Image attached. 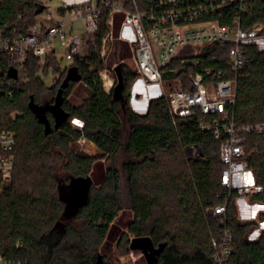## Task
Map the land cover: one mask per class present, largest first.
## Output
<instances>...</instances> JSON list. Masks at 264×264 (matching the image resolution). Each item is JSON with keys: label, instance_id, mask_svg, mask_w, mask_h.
Listing matches in <instances>:
<instances>
[{"label": "trees", "instance_id": "1", "mask_svg": "<svg viewBox=\"0 0 264 264\" xmlns=\"http://www.w3.org/2000/svg\"><path fill=\"white\" fill-rule=\"evenodd\" d=\"M117 1L134 8L132 0L102 1L95 44L89 43L83 60H72L62 68L55 53L44 58L30 53L24 66L29 80L10 83L17 77L12 74L15 67L8 53H0V127L13 131L16 138L15 167L0 195V258L8 264H114L106 260V252H100L104 239L109 244L118 240L122 249L142 252L132 248V239L148 237L157 251L153 264H217L212 236L220 238L222 225L208 210L229 198L227 224L234 243L226 264H264V229L256 239L249 238L259 221H264V210L258 218L242 221L239 217L237 192L221 184L225 166L221 141L201 127L208 117L196 111L177 116L174 122L163 96L152 98L144 114L134 111L132 88L139 74L130 64L132 46L115 41L110 61L101 56ZM135 1L140 9H149L151 0ZM45 9L38 0H0V36L26 33ZM235 11V7H226L212 18L226 25ZM121 19L115 15L116 32ZM244 25L260 28L264 36V0L252 1ZM223 51L217 45L198 50L188 47L184 52L193 54L184 70H169L185 57L179 56L163 68V78L166 83L179 79L183 88H190L188 73L217 72L224 66L214 56ZM245 52L247 63L237 80L235 116L239 124H256L264 122V48L248 44ZM106 63L122 65L124 85L117 95L115 87L109 95L104 90L100 72ZM52 66L58 77L48 86L42 74H48ZM71 68L80 79L70 80L62 89L61 107L68 118L55 127V116L48 110L53 129L46 134L30 106L31 98L39 105L54 104ZM80 82L88 87V96L74 105L69 97ZM73 119L81 120L83 126L75 125ZM81 138L93 142L100 156L75 151L72 143ZM191 146L200 148L201 156L187 155ZM121 150L130 155L123 163L129 183L128 206L121 194L120 171L108 162ZM245 160L252 180L263 186L249 199L264 204V132L246 135ZM88 174L94 180L89 201L65 218L61 187L66 188L72 176ZM140 259L147 264L143 255Z\"/></svg>", "mask_w": 264, "mask_h": 264}, {"label": "built area", "instance_id": "2", "mask_svg": "<svg viewBox=\"0 0 264 264\" xmlns=\"http://www.w3.org/2000/svg\"><path fill=\"white\" fill-rule=\"evenodd\" d=\"M103 0H85L59 11L62 19L49 24L38 23L26 33L16 37L0 36V53H8L17 70L18 80L27 82L29 77L24 71L28 55L44 58L55 53L56 39L66 44L65 57L69 60H83L89 43L95 44L99 19L103 11ZM253 0H151L149 9H140L135 0L134 8H128L123 1L112 6L108 20L111 30L102 41L101 56L107 62L115 41L132 46L134 69L146 84L159 86L157 96H163L173 121L177 116H189L196 111L208 117L201 123L202 129L212 131L221 141L220 154L225 164L221 173V184L235 190L237 199L246 202L251 196L261 192L263 186L252 180L246 157V135L251 132L263 133L264 122L239 124L235 116L237 80L241 68L247 63L245 47L257 44L264 48V36L258 27H246L244 17ZM106 4H109L107 1ZM226 7L236 11L229 24L223 25L212 18ZM72 13L67 17V11ZM122 16L118 32L115 30V15ZM67 18V19H66ZM81 19L83 32L73 33L75 22ZM217 45L224 51L215 55L224 66L213 73L210 69L188 73L190 88H183L182 81L175 79L166 83L163 78L164 67L182 57L178 67L169 70H184L193 52H184L191 47ZM121 62H125L124 59ZM109 65L100 72L105 92L111 94L118 78L115 67ZM196 64V63H194ZM137 79V80H138ZM136 80V81H137ZM135 81V83H136ZM134 83V84H135ZM149 108V107H148ZM82 127L83 122L73 119ZM80 121V122H78ZM16 138L13 131L0 127V194L2 185L12 176L15 167L14 147ZM189 153L201 156L197 146H191ZM247 177L249 180H244ZM229 198L209 208L208 212L219 219L222 225L220 238L212 236L214 259L217 264H226L233 251L234 234L228 226ZM0 264H8L0 258Z\"/></svg>", "mask_w": 264, "mask_h": 264}, {"label": "rangeland", "instance_id": "3", "mask_svg": "<svg viewBox=\"0 0 264 264\" xmlns=\"http://www.w3.org/2000/svg\"><path fill=\"white\" fill-rule=\"evenodd\" d=\"M38 1L43 3V5L46 6V9L38 14L37 23L39 25H41V24L47 25L51 21L56 22V21L62 19V16L59 13V9L64 5V3L74 2V1H78V0H38ZM70 13H72V12L70 10H68L67 11V17L69 16ZM77 21H79L77 26L80 25V30L82 31V28H81L82 27V20L78 19ZM54 44L56 47L55 55L57 56L61 67L64 68L66 66L71 65L72 60H69L65 57L66 48H67L66 44L62 43L61 40H59V39H56L54 41ZM111 57H112V55H111ZM111 57L109 56V59H108L109 61H110ZM130 64L133 65L134 64L133 61H130ZM42 75H43L44 81L46 82V84L48 86H52L58 77V74L54 73L53 66L50 68L48 74H42ZM135 84L133 85V88H132L133 97L139 98V96L144 95V92L138 94L139 88H137L138 86L135 87ZM147 91H148V89H147ZM146 94H147L146 96L149 98L150 97L149 93L146 92ZM87 96H88V87L86 86V84H83L80 82V83L76 84V86L72 90L71 95L69 97V101L74 105H78V104L82 103V101L84 99H86ZM49 97H51V95ZM141 114H144V113H141ZM78 122H80V121H78ZM72 147L74 148L75 151H83V152H86V153L93 155V156H100V151L97 149L96 145L93 142L87 140L86 138H81L77 142L72 143ZM189 148H187V150H186L187 155H189L191 157H199V156H195V155L190 154ZM129 157H130V155L125 150H121L119 153H117L115 156L110 158L108 161L109 163H112L120 171L121 194H122L123 200L125 201V204L127 206L129 204L128 202H129V198H130V192H129V183L127 180V174L124 171L123 163ZM59 176H60L62 181H63V179H65V175L62 171L59 173ZM244 180L247 181V180H249V178L245 177ZM62 184H63V182H62ZM98 186L99 185H97V187ZM236 206H237V212H238L239 217L241 218L242 221L258 218L261 211L264 210V204L256 202V201H251L249 198H248L247 203L244 201V199H236ZM263 229H264V221L260 220L259 226L257 228H255L251 234H249V238L250 239H256L260 235V232ZM131 237H133L132 234H130V238ZM107 242L108 241H106L105 239L103 240V242H102L103 243V249H102V251H100L101 254H104L106 252L107 255H109L110 259L109 258L106 259L107 261L114 263V264H142V263H144L140 259L141 256L143 255L142 252L133 251V250H125L124 248L122 249L119 246L118 240L114 241V242H110V244ZM106 243H107V245H106ZM104 245H105V247H104Z\"/></svg>", "mask_w": 264, "mask_h": 264}, {"label": "water", "instance_id": "4", "mask_svg": "<svg viewBox=\"0 0 264 264\" xmlns=\"http://www.w3.org/2000/svg\"><path fill=\"white\" fill-rule=\"evenodd\" d=\"M43 7L40 9V11ZM115 71L117 74V84L115 86V94H119L123 88V73H122V65L119 63L115 67ZM12 74L14 77L17 76V70H12ZM80 76L77 74V70L75 68H71L65 78L62 88L59 90L56 101L52 105H39L34 102V98H31L30 106L36 112L38 121L43 123L45 126V133L49 134L53 126L50 122V119L47 115L48 110H50L55 116V127H58L64 120L68 118V113L63 110L61 107L62 98L61 93L62 89L67 86L70 80H79ZM200 154H202V150L199 148ZM94 180L91 175H81V176H72L70 178L69 185L66 188L61 187L60 197L66 203L65 208V218H71L74 216L78 210L83 207L88 201L90 197V191ZM131 246L133 249H141L142 254L147 262V264H153L157 257V251L153 249V242L148 237H135L132 239Z\"/></svg>", "mask_w": 264, "mask_h": 264}, {"label": "crops", "instance_id": "5", "mask_svg": "<svg viewBox=\"0 0 264 264\" xmlns=\"http://www.w3.org/2000/svg\"><path fill=\"white\" fill-rule=\"evenodd\" d=\"M82 1H85V0H80V1L78 0V1H74V2L64 3V5L60 9H64L67 6H72V5H75V4H77L79 2H82ZM60 9H59V11H60ZM78 22L79 21L75 22V25H74V28H73V33L81 34L83 32V23H82V27H81L82 31H81L80 30V25L77 26ZM135 87L139 88V93L138 94L144 92V95L143 96H139V98H134L133 97L131 99V106L133 107V109L136 112L145 113L148 110V107H149V104H150V100L153 97L158 95L159 86H157V85H149V84H146L142 79H138L136 81ZM147 89H148V91H147ZM146 92L149 93V96H150L149 98L146 96L147 95Z\"/></svg>", "mask_w": 264, "mask_h": 264}]
</instances>
